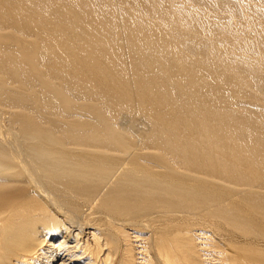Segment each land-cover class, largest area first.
Segmentation results:
<instances>
[{
	"label": "bare ground",
	"instance_id": "1",
	"mask_svg": "<svg viewBox=\"0 0 264 264\" xmlns=\"http://www.w3.org/2000/svg\"><path fill=\"white\" fill-rule=\"evenodd\" d=\"M0 264H264V0H0Z\"/></svg>",
	"mask_w": 264,
	"mask_h": 264
}]
</instances>
